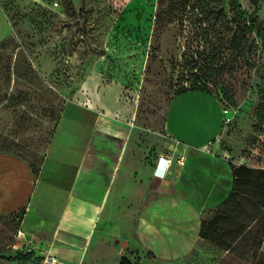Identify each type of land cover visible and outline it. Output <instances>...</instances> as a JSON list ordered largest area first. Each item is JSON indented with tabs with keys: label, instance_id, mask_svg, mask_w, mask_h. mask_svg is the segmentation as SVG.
Listing matches in <instances>:
<instances>
[{
	"label": "rangeland",
	"instance_id": "rangeland-1",
	"mask_svg": "<svg viewBox=\"0 0 264 264\" xmlns=\"http://www.w3.org/2000/svg\"><path fill=\"white\" fill-rule=\"evenodd\" d=\"M0 5V149L39 170L32 203L41 201L50 183L61 197L65 193L55 183L73 169L46 149L54 134L58 140L76 127L70 114L88 111L76 101L123 115L109 127V136L119 146L123 128L132 129L125 158L131 155L139 168L131 188L147 189V199L167 187L150 176L160 152L174 159L167 177L183 166L176 163L180 155L186 159V152L175 150L178 144L206 142L205 152L227 151L229 165L264 169V0H0ZM190 85L193 90L182 91ZM99 157L90 152L89 174L61 218L35 222L25 210L0 215V264H119L121 257L131 264H264V254L254 255L242 244L224 253L202 243L180 261H161L136 236L146 198L130 199L128 213L123 200L111 215L99 208L107 187V163ZM193 165L198 174L202 165ZM94 186L101 197H93Z\"/></svg>",
	"mask_w": 264,
	"mask_h": 264
},
{
	"label": "crops",
	"instance_id": "crops-1",
	"mask_svg": "<svg viewBox=\"0 0 264 264\" xmlns=\"http://www.w3.org/2000/svg\"><path fill=\"white\" fill-rule=\"evenodd\" d=\"M1 9L4 11L0 5V11ZM76 103L88 111L84 110L75 116L70 114L68 119H74L76 127L62 131L63 134L58 140L54 134L46 149L48 153L52 151L57 160L62 159L64 165L73 169L67 178H58L57 183L54 182L60 186V189L65 187L63 197L58 194V188L53 191L50 183L40 196L41 201L32 203L39 170L35 172L29 162L14 151L0 149V215H14L25 210L28 219L34 215L32 220L35 222L39 218L58 219L64 216L69 209L71 198L89 174L87 161L91 151L94 157L100 156L99 158L107 163V172L105 171L107 187L103 191L105 202L99 208L106 207L111 215L119 208V200H123V211L128 213L131 209L126 205L129 204L130 199L148 198L147 189L133 192L131 188L133 177H136L134 170L139 168L133 167L131 155L125 158L130 153L128 146L132 129L123 128V137L119 146L114 144L109 136L111 129L109 127L116 123V118L123 119V115L106 114L81 101ZM85 128L88 130L86 134L82 132ZM215 142L217 143L218 139ZM207 145L206 142L198 146L178 144L175 150L186 152L185 163L183 166L177 165L169 178L154 175L157 159L165 155L164 152H160L152 162L150 176L158 182L165 181L167 187L155 189L152 197L146 198L135 231L139 242L145 244L143 247L149 248L163 262L180 261L203 243L200 237L202 218L205 213L218 207L231 192L233 176L231 166L226 159L227 151L208 153L202 149ZM111 153L114 156L113 161H111ZM177 154L174 153L175 158ZM197 156H202L203 159ZM171 160L170 169L174 168V159ZM195 162L202 165L198 174L193 169ZM100 174L105 176L104 172ZM94 189L98 191L95 190L97 193L93 197H101L102 191L97 186H94ZM122 224L125 226L126 223L122 222ZM123 242L126 245V241ZM223 252L228 253V251ZM258 254H264V241Z\"/></svg>",
	"mask_w": 264,
	"mask_h": 264
},
{
	"label": "trees",
	"instance_id": "trees-1",
	"mask_svg": "<svg viewBox=\"0 0 264 264\" xmlns=\"http://www.w3.org/2000/svg\"><path fill=\"white\" fill-rule=\"evenodd\" d=\"M185 90H193V86H187L182 91ZM194 90L209 92L203 88ZM59 115L60 111L51 135ZM230 166L233 176L231 192L218 207L202 218L200 237L204 244L217 250L235 252L242 244L257 255L264 241V169L244 164ZM119 264L131 263L121 257Z\"/></svg>",
	"mask_w": 264,
	"mask_h": 264
},
{
	"label": "built area",
	"instance_id": "built-area-1",
	"mask_svg": "<svg viewBox=\"0 0 264 264\" xmlns=\"http://www.w3.org/2000/svg\"><path fill=\"white\" fill-rule=\"evenodd\" d=\"M227 111V110H226ZM171 159L164 156H159L154 168V175L159 176L161 178L165 177L170 166H171ZM176 163L180 165H184V155H180L176 158Z\"/></svg>",
	"mask_w": 264,
	"mask_h": 264
},
{
	"label": "water",
	"instance_id": "water-1",
	"mask_svg": "<svg viewBox=\"0 0 264 264\" xmlns=\"http://www.w3.org/2000/svg\"><path fill=\"white\" fill-rule=\"evenodd\" d=\"M116 242H118V240H116ZM122 246H125V242H123Z\"/></svg>",
	"mask_w": 264,
	"mask_h": 264
}]
</instances>
